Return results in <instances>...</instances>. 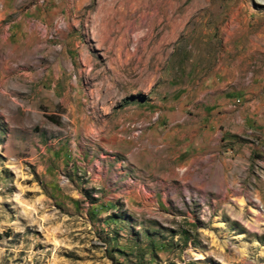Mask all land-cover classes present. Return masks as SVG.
Segmentation results:
<instances>
[{"label":"rangeland","instance_id":"1","mask_svg":"<svg viewBox=\"0 0 264 264\" xmlns=\"http://www.w3.org/2000/svg\"><path fill=\"white\" fill-rule=\"evenodd\" d=\"M0 70V264H264L254 188L148 158L165 100L264 92V0H0Z\"/></svg>","mask_w":264,"mask_h":264},{"label":"crops","instance_id":"2","mask_svg":"<svg viewBox=\"0 0 264 264\" xmlns=\"http://www.w3.org/2000/svg\"><path fill=\"white\" fill-rule=\"evenodd\" d=\"M234 78L225 72L211 91L165 100L148 129L149 163H164L159 144H169L171 179L212 203L253 188L264 199V92Z\"/></svg>","mask_w":264,"mask_h":264},{"label":"bare ground","instance_id":"3","mask_svg":"<svg viewBox=\"0 0 264 264\" xmlns=\"http://www.w3.org/2000/svg\"><path fill=\"white\" fill-rule=\"evenodd\" d=\"M2 66V65H1ZM3 68H4V66H2V71L1 72H3ZM3 80V79H2ZM2 80H0V81H2ZM4 81V80H3ZM6 81V80H5ZM7 82V81H6ZM2 84H3V82H2ZM8 84V83H7Z\"/></svg>","mask_w":264,"mask_h":264}]
</instances>
